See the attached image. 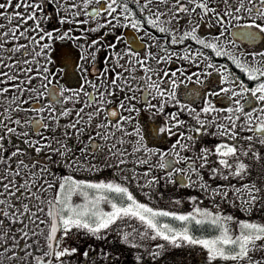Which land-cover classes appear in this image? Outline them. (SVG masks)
Instances as JSON below:
<instances>
[{"label":"snow or ice","instance_id":"6c2138e0","mask_svg":"<svg viewBox=\"0 0 264 264\" xmlns=\"http://www.w3.org/2000/svg\"><path fill=\"white\" fill-rule=\"evenodd\" d=\"M0 264H264V0H0Z\"/></svg>","mask_w":264,"mask_h":264},{"label":"rangeland","instance_id":"374dc122","mask_svg":"<svg viewBox=\"0 0 264 264\" xmlns=\"http://www.w3.org/2000/svg\"><path fill=\"white\" fill-rule=\"evenodd\" d=\"M179 191V190H178ZM189 191H192V190H189ZM204 203L206 204V201H204ZM98 247V246H97ZM177 259H179V256L176 257Z\"/></svg>","mask_w":264,"mask_h":264}]
</instances>
